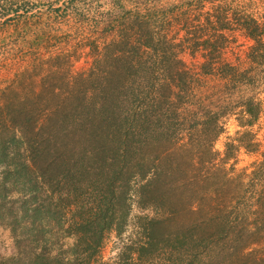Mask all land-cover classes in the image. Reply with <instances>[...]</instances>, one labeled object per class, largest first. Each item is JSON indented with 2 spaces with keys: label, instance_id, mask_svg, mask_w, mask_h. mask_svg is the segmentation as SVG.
Returning <instances> with one entry per match:
<instances>
[{
  "label": "trees",
  "instance_id": "obj_1",
  "mask_svg": "<svg viewBox=\"0 0 264 264\" xmlns=\"http://www.w3.org/2000/svg\"><path fill=\"white\" fill-rule=\"evenodd\" d=\"M1 1L3 22L20 16ZM126 1L112 0L115 14L103 28L116 37L88 41L86 71L73 73V55L57 53L0 90V225L16 249L0 264H103L105 234L126 230L133 203L155 211L137 216V259L168 253L167 264H188L203 247L206 264H264V183L250 184L264 181V145L249 128L258 106L242 102V129L221 157L212 145L224 132L219 112L180 133V106L194 82L182 54H200L202 73L226 76L236 70L222 57L226 32L241 31L252 42L246 56L261 62L264 22L229 11L225 0H188L185 8ZM239 150L261 160L241 169L238 193H219L233 182L235 162L225 165ZM201 211V220L188 221Z\"/></svg>",
  "mask_w": 264,
  "mask_h": 264
},
{
  "label": "rangeland",
  "instance_id": "obj_2",
  "mask_svg": "<svg viewBox=\"0 0 264 264\" xmlns=\"http://www.w3.org/2000/svg\"><path fill=\"white\" fill-rule=\"evenodd\" d=\"M188 2V0H128L125 5L152 8L170 7L173 4L181 7L183 5L185 8ZM2 4H5V8L15 7L18 9L17 15L20 16L7 23L3 22L4 18L0 14V90L10 85L20 72L26 69L33 70L43 59L57 53L73 55L71 66L73 73L86 71L91 62L87 53L88 41L94 39L102 45L116 37L114 31L103 30L115 14L111 12L112 0H2ZM224 4L229 11L240 14L252 12L264 22V0H225ZM181 33L183 32H179V35ZM226 33H228V43L222 57L225 62L236 68L234 72L226 69V76H221L219 72L202 73L200 63L203 60L200 54L191 56L187 50L182 54L183 60L194 72V82L180 106L184 119L183 124L180 125V133L188 136L196 122L202 120L207 111L219 112L224 132L212 145L220 157L223 155L225 143L235 138L236 131L242 129L238 126V119L241 117V104L248 98H252L253 103L256 104L254 107L258 106L259 109L258 118L249 128L254 133L255 140L264 145V60L252 61L246 56L252 42L241 31ZM199 141L195 140L194 143H204ZM236 155V160L232 159L225 165L229 169L235 162L234 168L228 171V174L234 178L233 182L227 188L217 186L219 193L228 191L238 193L240 189L238 175L241 169L261 160L258 153L248 154L244 150H239ZM250 170L249 167L247 172ZM252 183H256L255 187L259 189L264 181L255 179L250 181V184ZM204 188L207 191L209 185L206 184ZM245 189L247 196H251L252 188L245 187ZM139 215H155V211L140 208L133 203L126 230L121 235L113 231L105 234L99 252L101 263L167 264L169 262L168 253L159 254L155 258L143 255L137 259L133 249L137 243L143 241L140 220H137ZM204 215L206 214L201 211L186 216L188 221H196L201 220ZM65 243L70 244L71 239H66ZM222 244L225 245L224 242H220L212 249L218 251ZM201 249L188 264H206V249L203 247ZM15 252L14 240L9 229L0 225V260ZM223 261L221 258L215 259L217 264H222ZM238 262L242 264L244 259Z\"/></svg>",
  "mask_w": 264,
  "mask_h": 264
}]
</instances>
